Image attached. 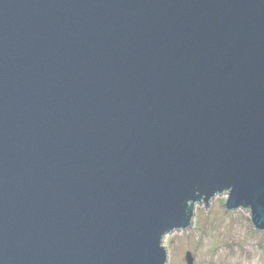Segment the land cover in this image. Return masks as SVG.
I'll return each mask as SVG.
<instances>
[{
  "label": "water",
  "instance_id": "95a60500",
  "mask_svg": "<svg viewBox=\"0 0 264 264\" xmlns=\"http://www.w3.org/2000/svg\"><path fill=\"white\" fill-rule=\"evenodd\" d=\"M223 194L264 233V0H0V264H167Z\"/></svg>",
  "mask_w": 264,
  "mask_h": 264
},
{
  "label": "rangeland",
  "instance_id": "374dc122",
  "mask_svg": "<svg viewBox=\"0 0 264 264\" xmlns=\"http://www.w3.org/2000/svg\"><path fill=\"white\" fill-rule=\"evenodd\" d=\"M227 195L214 198L207 207L195 206L192 226L165 237L167 264H264V233L255 229L249 210H228Z\"/></svg>",
  "mask_w": 264,
  "mask_h": 264
}]
</instances>
